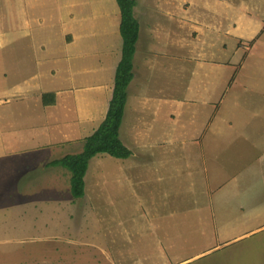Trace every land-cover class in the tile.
Returning a JSON list of instances; mask_svg holds the SVG:
<instances>
[{"label":"rangeland","instance_id":"374dc122","mask_svg":"<svg viewBox=\"0 0 264 264\" xmlns=\"http://www.w3.org/2000/svg\"><path fill=\"white\" fill-rule=\"evenodd\" d=\"M136 1L153 55L121 123L131 154L94 155L74 198L70 172L44 166L82 150L65 143L73 102L37 149L0 152V264H264V0ZM20 3L0 0L5 37L25 32ZM89 47L86 74L106 75L110 48Z\"/></svg>","mask_w":264,"mask_h":264},{"label":"crops","instance_id":"0c3cea01","mask_svg":"<svg viewBox=\"0 0 264 264\" xmlns=\"http://www.w3.org/2000/svg\"><path fill=\"white\" fill-rule=\"evenodd\" d=\"M214 4L227 5L221 0ZM223 6L222 9L225 8ZM20 7L25 32L16 37H5L3 30L9 29L0 21V100L4 102L0 106V152L17 153L37 149L36 133L43 134L49 128L57 130L48 124L62 122L63 118L59 116L69 111L63 103L69 106L74 103L76 113L71 120L78 121L81 134L79 138H66L65 143L82 141L88 136L82 131L86 129L92 133L104 119L111 98L115 68L121 55L117 3L115 0H21ZM134 8L136 19L141 20L140 14L143 17L145 15L138 12L137 1ZM203 9L220 17L219 7L212 6L210 11L205 5ZM168 12L161 10L164 15ZM173 14L180 22L185 20L180 11L179 14L178 11ZM193 24L194 27L200 26L199 23ZM177 28L179 25L175 24ZM226 30L225 34H229L230 29ZM96 36L100 37L103 46L110 48L113 60L108 69L104 68L105 64L99 67L107 70L106 75L91 76L86 74L89 68L86 59L82 60V55L93 52L89 44L91 46ZM119 49L120 53L114 59ZM135 50L136 61H132L133 77L127 86L125 106L128 96L138 93L139 85L133 86V81L139 83V72H136L143 67L147 56L151 60L153 55L146 48L142 49L140 29ZM110 71H113V77ZM69 92L72 93L71 97ZM56 105L60 107L54 110L51 117L47 111ZM61 106L64 108L63 113H60ZM145 128L142 126V130ZM120 132L121 125L119 135ZM58 143L61 141L49 144ZM59 158H53L44 166H53L50 162Z\"/></svg>","mask_w":264,"mask_h":264},{"label":"trees","instance_id":"16d2710c","mask_svg":"<svg viewBox=\"0 0 264 264\" xmlns=\"http://www.w3.org/2000/svg\"><path fill=\"white\" fill-rule=\"evenodd\" d=\"M119 8L121 55L116 65L111 98L104 119L98 127L83 139L82 150L66 154L53 160L50 165L66 168L70 172V190L74 198L84 195V176L89 160L98 153H106L116 158H127L131 151L119 137L126 97L127 86L133 73V55L138 39L139 23L134 16L135 0H115Z\"/></svg>","mask_w":264,"mask_h":264}]
</instances>
